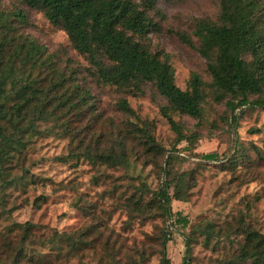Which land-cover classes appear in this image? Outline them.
Masks as SVG:
<instances>
[{"label": "rangeland", "instance_id": "rangeland-1", "mask_svg": "<svg viewBox=\"0 0 264 264\" xmlns=\"http://www.w3.org/2000/svg\"><path fill=\"white\" fill-rule=\"evenodd\" d=\"M19 12L26 18L23 23L15 16ZM150 14L160 31L148 42L153 51L169 55L177 86L187 90L193 74L205 84L201 119L172 112L187 138L180 144L162 115L169 104L153 86L127 95L98 83L86 58L44 13L22 0H0V18L15 28L11 36L28 37L44 47L46 56L75 74L96 105L93 112L78 110L40 124L22 155L0 162V235L17 224L32 223L38 240L31 252L45 254L47 264H161L160 239L166 229L171 233L170 264H184L186 239L191 242L192 264H242L238 255L244 232L252 229L264 235V109L227 108L228 99H219L211 88L207 62L194 36L200 22L219 23V0H157ZM122 99L136 116L118 108ZM131 122L149 128L158 150L122 139L120 133ZM119 142L125 146L126 166L93 165L81 154L98 153ZM77 146V156L69 159ZM209 154L218 159H205ZM182 173L194 175V187L187 201L172 200V210L188 220L186 228L160 218L144 220L127 210V198L142 183L158 192L167 181L172 197L173 179ZM59 235L88 244L71 252L65 239L54 241ZM8 238L17 242L15 235Z\"/></svg>", "mask_w": 264, "mask_h": 264}, {"label": "trees", "instance_id": "trees-1", "mask_svg": "<svg viewBox=\"0 0 264 264\" xmlns=\"http://www.w3.org/2000/svg\"><path fill=\"white\" fill-rule=\"evenodd\" d=\"M22 1L29 8L44 13L53 26L67 34L73 49L89 62L91 74L98 83L115 87L127 95L142 94L147 85L153 86L169 104L162 109V115L176 133L177 144L187 139L172 112L201 119L207 93L197 74L192 75L187 90L179 88L169 55L151 49L150 35L160 31L150 14L155 11L157 0H141V3L132 0ZM219 3V23L200 22L194 32L199 53L207 62L211 88L219 99H228L227 108L232 112L249 105L264 109V0H219ZM15 16L22 23L26 19L22 12ZM14 32L9 20L1 17L2 164L16 154L22 155L40 124L60 121L66 113L86 109L93 112L96 108L94 97L78 83L73 72L61 69L53 56H46L44 47L28 37L11 36ZM186 42H190L189 38ZM118 108L136 116L126 99L119 101ZM120 136L127 142L135 139L144 142L150 150H158L147 126L131 122ZM124 148L119 142L98 153L86 150L81 154L93 165L115 168L128 164ZM79 149L77 146L72 150L69 159L75 158ZM204 158L217 160L218 156L209 154ZM173 181L172 197L167 181L158 192L142 183L127 198V210L144 220L160 218L165 223L174 221L186 228L189 222L173 213L172 200L187 201L195 178L193 174L182 173ZM34 229L35 225L27 222L0 235V264H47L45 254L31 252V246L38 240ZM9 235H15L17 242L8 238ZM62 239L66 240L71 252L83 250V245L88 244V241H75L68 235H59L54 241L62 242ZM160 240L161 264H170L167 256V244L171 240L169 229L162 233ZM186 248L184 264H192L189 239H186ZM238 261L264 264V235L252 229L245 231Z\"/></svg>", "mask_w": 264, "mask_h": 264}]
</instances>
